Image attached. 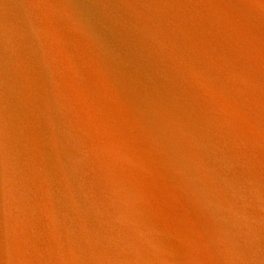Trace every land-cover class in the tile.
<instances>
[{"label":"water","instance_id":"1","mask_svg":"<svg viewBox=\"0 0 264 264\" xmlns=\"http://www.w3.org/2000/svg\"><path fill=\"white\" fill-rule=\"evenodd\" d=\"M0 264H264V0H0Z\"/></svg>","mask_w":264,"mask_h":264}]
</instances>
